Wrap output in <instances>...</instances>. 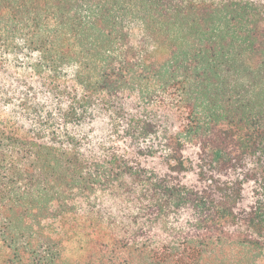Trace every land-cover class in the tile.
Wrapping results in <instances>:
<instances>
[{
	"label": "trees",
	"instance_id": "trees-1",
	"mask_svg": "<svg viewBox=\"0 0 264 264\" xmlns=\"http://www.w3.org/2000/svg\"><path fill=\"white\" fill-rule=\"evenodd\" d=\"M8 62L53 105L0 116V264H264V201L237 209L264 188V0H0ZM95 113L170 174L90 150Z\"/></svg>",
	"mask_w": 264,
	"mask_h": 264
},
{
	"label": "rangeland",
	"instance_id": "rangeland-1",
	"mask_svg": "<svg viewBox=\"0 0 264 264\" xmlns=\"http://www.w3.org/2000/svg\"><path fill=\"white\" fill-rule=\"evenodd\" d=\"M42 91L44 89L41 86L40 78L33 75L27 67L23 69L17 68L14 62H8L0 70V116L15 115L29 125L27 121L28 117L22 112L21 105L23 99L27 98L33 103H42L46 108L53 105L51 103L52 99L47 100L45 96L40 94ZM70 129L92 151L113 148L119 154L140 164L143 168L154 171L158 175L165 176L170 174L165 160L160 154L154 156L138 154L130 141L118 136L114 124L103 113H95L92 119L86 120L81 125L72 126ZM183 153L192 162V169L186 173L177 175V178L187 187L202 190L207 184L199 177V170L197 168L199 149L187 146ZM237 174L230 173L226 176H215L221 181H227L236 179L238 177ZM258 200L264 201V188H261L254 181L247 182L243 186V198L237 209L238 211H249L258 204ZM189 213V211L183 213L182 219H180L182 224L190 217ZM170 223L175 224L176 221L174 220ZM69 253L77 254V246H70Z\"/></svg>",
	"mask_w": 264,
	"mask_h": 264
}]
</instances>
